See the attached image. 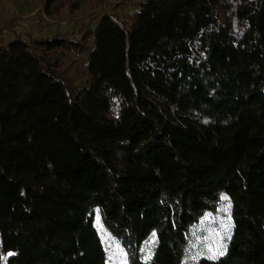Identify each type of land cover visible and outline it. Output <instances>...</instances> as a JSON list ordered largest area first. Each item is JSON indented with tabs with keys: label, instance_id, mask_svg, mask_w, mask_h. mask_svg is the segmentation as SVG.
<instances>
[{
	"label": "trees",
	"instance_id": "trees-1",
	"mask_svg": "<svg viewBox=\"0 0 264 264\" xmlns=\"http://www.w3.org/2000/svg\"><path fill=\"white\" fill-rule=\"evenodd\" d=\"M130 6L79 41H4L0 23V263L108 264L98 215L127 264H182L225 197L226 253L198 264H264V0ZM63 8L78 0L39 15ZM63 52L86 57L85 86Z\"/></svg>",
	"mask_w": 264,
	"mask_h": 264
},
{
	"label": "rangeland",
	"instance_id": "rangeland-1",
	"mask_svg": "<svg viewBox=\"0 0 264 264\" xmlns=\"http://www.w3.org/2000/svg\"><path fill=\"white\" fill-rule=\"evenodd\" d=\"M141 1L143 0H78V8L73 14H69L68 10L63 8L58 18H50L44 14L39 15L41 0H0V10L11 9L15 16L14 28L6 32L3 38L4 41H13L20 33H30L40 37L65 33L68 39L79 41L84 32L96 27L100 11L111 14L114 9L119 11L120 6L130 4V8L133 9L129 11V14L124 13L122 17L124 20H129L137 11V6ZM23 39L26 40L25 36ZM55 59L73 76L75 85L85 86L87 80L85 56L63 52ZM119 108L120 104L116 102L114 115H117ZM95 226L106 249L108 264H127L126 256L120 245L103 227L98 215L95 218ZM231 232L230 203L222 197L216 212L205 214L189 230L182 264H198L202 259L208 261L220 259L226 253ZM151 242L152 239L148 241V246Z\"/></svg>",
	"mask_w": 264,
	"mask_h": 264
},
{
	"label": "crops",
	"instance_id": "crops-1",
	"mask_svg": "<svg viewBox=\"0 0 264 264\" xmlns=\"http://www.w3.org/2000/svg\"><path fill=\"white\" fill-rule=\"evenodd\" d=\"M12 14L14 16V13L11 11V9H9V10H7L6 8L5 9H1L0 10V23H2V21H4L5 19L9 20L10 17L12 16Z\"/></svg>",
	"mask_w": 264,
	"mask_h": 264
},
{
	"label": "snow or ice",
	"instance_id": "snow-or-ice-1",
	"mask_svg": "<svg viewBox=\"0 0 264 264\" xmlns=\"http://www.w3.org/2000/svg\"><path fill=\"white\" fill-rule=\"evenodd\" d=\"M222 254V253H221Z\"/></svg>",
	"mask_w": 264,
	"mask_h": 264
}]
</instances>
